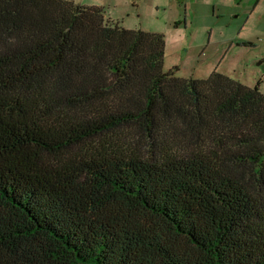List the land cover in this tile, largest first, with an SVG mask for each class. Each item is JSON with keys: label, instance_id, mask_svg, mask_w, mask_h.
<instances>
[{"label": "trees", "instance_id": "16d2710c", "mask_svg": "<svg viewBox=\"0 0 264 264\" xmlns=\"http://www.w3.org/2000/svg\"><path fill=\"white\" fill-rule=\"evenodd\" d=\"M163 55L101 5L0 0V264H264V94Z\"/></svg>", "mask_w": 264, "mask_h": 264}, {"label": "rangeland", "instance_id": "374dc122", "mask_svg": "<svg viewBox=\"0 0 264 264\" xmlns=\"http://www.w3.org/2000/svg\"><path fill=\"white\" fill-rule=\"evenodd\" d=\"M75 1L101 5L124 28L163 34V70L177 66L176 76L193 78L217 71L264 94V0Z\"/></svg>", "mask_w": 264, "mask_h": 264}, {"label": "crops", "instance_id": "0c3cea01", "mask_svg": "<svg viewBox=\"0 0 264 264\" xmlns=\"http://www.w3.org/2000/svg\"><path fill=\"white\" fill-rule=\"evenodd\" d=\"M78 3H81V2H78ZM82 4H84V5H97V4H85V3H82ZM108 17V16H107ZM109 18V17H108ZM109 19H111V18H109ZM112 20V19H111ZM117 22V21H116Z\"/></svg>", "mask_w": 264, "mask_h": 264}]
</instances>
